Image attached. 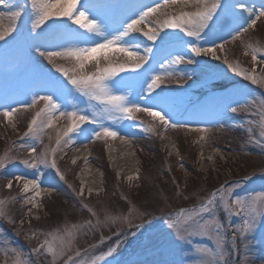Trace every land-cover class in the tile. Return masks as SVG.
<instances>
[{"label":"rangeland","instance_id":"rangeland-1","mask_svg":"<svg viewBox=\"0 0 264 264\" xmlns=\"http://www.w3.org/2000/svg\"><path fill=\"white\" fill-rule=\"evenodd\" d=\"M164 2L76 0L77 11L84 12L89 20L100 26L103 35H96L80 28L68 17H54L32 29L31 0H0V13H8L10 8L18 10L15 5L22 9L14 30L0 40V114L5 110H18L13 117L15 128L0 115V155L7 152L14 157L0 167V200L7 202L4 206L7 218L0 217V264H14L13 249L30 264H52L50 255L43 250L37 255L34 249L46 238L52 239L45 234L63 235L65 229L73 225L85 226L75 230V239L70 246L65 245L64 254L55 264H66L69 256L73 258L72 264H91L95 257L104 255L110 248L116 251L104 255L96 264H111L114 260L119 264H200L208 257L195 249H214L213 241L206 236L178 240L175 230L169 229L166 221L178 219L176 213L181 207H199L212 193L219 195L221 185L226 196L231 189L232 199L248 201L264 195V138L257 126L264 104V85L253 84L225 63L227 60L253 75H262L264 63L260 61H264V56H259L254 65L246 46L264 45V17L256 19L264 10V0H219L220 7L209 22L210 28L205 29L199 39L188 37L179 28H165L156 41H148L140 31L124 38L123 42L140 55L146 54L148 61L137 72L119 73L106 83L113 94L125 95L130 104L159 112L170 125H177L175 128L165 127L158 118L144 112L134 113L131 120L118 118L119 113L110 115L104 111L105 105L77 91L69 78L57 71L60 66L72 75L75 61L47 57L48 52L68 47H93L103 43L104 37L111 38L123 31L141 12ZM168 2L171 4V0ZM239 4L251 11L233 7ZM181 10L196 9L175 6L173 14ZM163 18L159 14L151 15L146 23L153 25ZM252 20H256V24L249 28ZM2 24L9 26L6 17ZM138 27L147 30L144 24ZM241 28H248V31L233 40L234 30ZM189 42L215 49L218 58L212 54L194 55L189 51ZM137 44L139 49H135ZM221 44L223 51L217 47ZM230 46H233L232 55L227 53ZM146 48L152 51L146 53ZM177 54L192 63L161 68V64L167 65V60ZM108 56L113 66L128 62L122 53L110 52ZM100 59L101 66H107L102 56ZM83 71L95 72V62H88ZM167 71L173 73L171 78H165L158 88L148 92L147 83L151 78ZM40 96H51L60 106L55 113L59 118L54 120L53 127L44 129L39 139L31 135L25 137L35 112L44 106L43 101H39ZM34 97L38 103L28 108ZM232 108L238 111L233 112ZM60 111L78 112L96 123L82 124L80 127L86 132L77 130L70 134L71 144L65 146L62 142L57 146V130L62 132L69 124L66 118L59 116ZM101 124L125 136L136 154L137 168L132 180L120 174L111 162L109 148H119L121 141L96 139L92 135L93 130H100ZM153 124L155 131L146 130ZM199 129L206 131L202 133ZM202 135L204 139H200ZM29 146L36 149V154L47 151L49 163L39 164L35 169L26 167L21 161L31 159ZM78 146L84 150L81 156L74 154ZM52 148H56L54 154ZM52 159L57 168L50 166ZM86 165L99 173L101 187L91 193L84 188L81 196L78 195L81 174ZM17 176L22 180L17 182ZM33 179L42 192L37 198L39 207L29 214L31 204H25L24 199L33 193H22L21 188L24 180ZM9 180L11 188L6 187ZM84 205L92 208L101 221L105 220L106 213L128 217V220H109L106 225L90 230L87 222L96 225L97 216ZM217 215L227 238V264H264V216L257 217L255 227L243 240L237 238L233 250L232 231L242 229L243 217L229 216L222 209ZM54 244L59 247L60 241L55 240Z\"/></svg>","mask_w":264,"mask_h":264},{"label":"snow or ice","instance_id":"snow-or-ice-1","mask_svg":"<svg viewBox=\"0 0 264 264\" xmlns=\"http://www.w3.org/2000/svg\"><path fill=\"white\" fill-rule=\"evenodd\" d=\"M7 2V0H5ZM175 6H179L183 9L185 6L194 7L195 11H179L178 14H173L175 12ZM240 7L243 11H251L244 8L242 4L234 5L233 7ZM18 10L12 11L9 9L8 13H0V40L4 39L5 35L10 34L14 28L16 21L21 17L22 9L19 5H15ZM220 7L219 0H192V3L189 4V0H171L169 4L168 0H165L164 4H157L156 7L148 8L147 11L140 13L137 19L128 23L123 31H120L118 34L112 35L111 38L104 37L103 43H97L93 47H68L63 51L48 52L47 57L51 60L53 57H62L68 58L75 61V66L72 69L73 74L69 75V71L57 66V71L61 72L63 75L69 78V83H71L77 91L81 92L83 95L87 96L90 100L98 101L100 104L105 105V112H108L110 115L113 113H119L121 119H134V113L144 112L148 116L153 117L154 119L159 120L160 124L165 127H177V125H170L169 120L165 119L163 115L159 112H154L150 108H141L135 104H130L127 96L125 95H115L113 91L109 88L106 81L111 80L116 77L119 73L123 72H137L141 69L148 61V56L140 55L137 50H134L131 46L125 44L124 38L129 36L132 32L140 31L147 38L148 41H156L160 37L161 32L165 28H179L185 33L188 37H194L199 39L201 33L210 28V21H213L214 14L217 9ZM32 8V18H31V27L32 29H37L41 25L45 24L46 21L54 17H68L73 20V23L79 25L80 28L85 29L88 33H95L96 35H103L100 30V26L94 21L89 20L88 17L82 11H77L76 9V0H31ZM162 9H171L172 11H163ZM74 13H76L74 15ZM159 14L164 18L154 22L153 25H148L146 23V18L151 15ZM7 18L9 21V26L4 27L2 21ZM264 17V10H261L256 19ZM144 24L147 28L146 31L139 28L138 25ZM256 24V20H252L249 24V28L253 27ZM248 28H241L234 30L235 34L232 36L233 40L238 39L242 33H246ZM166 39V38H165ZM190 43L189 51L196 56L212 54L215 57V49L213 48H204L197 46L193 42ZM227 43V42H225ZM139 45H135V49H139ZM221 51L224 50V45L217 46ZM250 51L252 62L255 65L258 62L259 56H264V45H247L246 46ZM152 49L146 48L145 52H151ZM249 51L245 52V55L249 54ZM116 52L124 54L128 62L120 63L116 66H113L109 60L108 53ZM101 56L106 62L107 66H101ZM218 58V57H215ZM90 61L95 62V72L85 73L83 69L86 64ZM264 63V61H260ZM181 63H192L191 60L185 61V58L182 54H177L171 59L167 60V65L161 64V68H172L174 65ZM225 63H228L229 68L238 75H244L245 79L251 80L253 84L264 85V67L261 68L262 75H253L251 72H248L246 69L241 68L238 64L233 65L227 60ZM255 71V68L252 70ZM173 75L172 72L167 71L164 75H155L151 78V82L147 83V91L152 92L160 86L165 78H171ZM39 101H43V107L35 112V115L32 117L31 121L28 124L27 131L24 133L25 137L33 136L39 139L40 134L43 133L45 128H51L54 126V120L59 117L55 116V113L59 111L60 106L53 101L51 96H40ZM38 103L37 98H33L32 103L28 105V108L34 107ZM17 109L5 110L2 114L5 120L8 122L9 126L15 128V123L13 122L14 114L17 112ZM233 112H237V108H232ZM95 115V114H94ZM60 117H64L69 121L67 127H65L62 132L57 130V139L56 145L59 146L63 142L64 145L72 143L71 135L72 133L80 130L81 132H86V130L81 129V125L84 123H96L94 119L90 120L87 115L79 114L78 112H63L60 111ZM260 129V136L264 138V104H262L260 111V120L257 124ZM156 125H149L146 129L148 131H155ZM200 132H205L204 129H199ZM92 135L96 139L101 138H110V139H119L122 144H128V140L125 136L120 135L116 131L111 130L108 127L100 125V130H93ZM161 138H164L163 136ZM200 139H204L202 135ZM28 151L30 153L31 159H25L21 161L26 167L35 169L39 164H48V152L42 154H36V149L29 146ZM51 152L54 154L56 148H52ZM14 159L7 152L4 155H0V167H3L7 160ZM209 160L212 159L211 156L208 157ZM75 163V160H73ZM52 168H57L55 159H52L50 162ZM58 173L59 170L57 169ZM63 179V176H61ZM16 181L19 182L22 180V177H15ZM128 180H132V176L127 177ZM12 181L9 180L6 187L11 188ZM102 190V189H101ZM32 191L33 195L31 197L25 198V204H31L29 209V214H31L32 209L38 208L39 204L37 198L41 196L42 190L40 185L36 180H24L23 186L21 188L22 193H28ZM46 192L47 190H43ZM93 189L88 188V192L91 193ZM229 195L224 194V186L221 185L218 193H212L211 196L205 199L199 207H194L192 209H180L176 216L178 219L169 218L166 223L169 229L175 230V235L178 240H185L188 237L192 236H206L211 239L215 245L214 249L208 248H197L196 252L203 254L208 257L207 259H202L200 264H227V255L228 245L227 238L223 232V223L217 215V211L222 209L223 212L227 213L229 216L237 215L243 217V227L234 229L231 235V248L234 250L237 244V238L243 240L246 235L255 227L257 217L264 216V195L254 196L251 200H243L240 198L232 199L231 198V189L227 190ZM84 187L83 181L81 183V190L78 195H83ZM177 195H180L177 192ZM15 200V197L12 198ZM7 202L5 200H0V217L7 218L4 206ZM85 208H88V211L92 213L93 216H97V213L88 205H84ZM130 211H132L130 209ZM38 218V217H37ZM117 219H123L124 221L128 220V217H114L106 213L105 220L101 221L97 216L96 225H92L91 221L87 222L90 230L100 225H106L107 221L111 220L115 222ZM11 222V220H9ZM85 225H73L71 229H65L63 235H57L55 233H47L46 236H51L52 239H45L34 252L39 255L41 250L46 254L52 257V264H55V261L64 254L63 250L65 245H69L75 239V230L83 228ZM139 227V225L137 226ZM35 235V234H34ZM55 240L60 241V246L57 247L54 244ZM14 253L15 260L14 264H30L28 260L22 259V254L18 250H11ZM115 248H110L107 253L104 255H111ZM80 253L77 252L76 256H79ZM104 255L95 257L91 261V264H96V261L104 259ZM73 258L68 257L66 264H72Z\"/></svg>","mask_w":264,"mask_h":264},{"label":"bare ground","instance_id":"bare-ground-1","mask_svg":"<svg viewBox=\"0 0 264 264\" xmlns=\"http://www.w3.org/2000/svg\"><path fill=\"white\" fill-rule=\"evenodd\" d=\"M46 47V46H45ZM111 162L117 168V171L125 176H133L136 172V154L134 153L130 144H122L120 147H110ZM84 153L82 147H76L74 154L81 156ZM83 181V187L88 189L91 187L93 191H98L101 187L100 175L96 170H93L89 165H86L84 171L81 174V183Z\"/></svg>","mask_w":264,"mask_h":264},{"label":"trees","instance_id":"trees-1","mask_svg":"<svg viewBox=\"0 0 264 264\" xmlns=\"http://www.w3.org/2000/svg\"><path fill=\"white\" fill-rule=\"evenodd\" d=\"M233 46H230V50L227 52L229 55H232V51H233Z\"/></svg>","mask_w":264,"mask_h":264}]
</instances>
